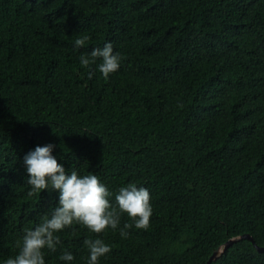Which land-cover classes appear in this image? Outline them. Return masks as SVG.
Here are the masks:
<instances>
[{
  "label": "trees",
  "instance_id": "16d2710c",
  "mask_svg": "<svg viewBox=\"0 0 264 264\" xmlns=\"http://www.w3.org/2000/svg\"><path fill=\"white\" fill-rule=\"evenodd\" d=\"M108 41L122 63L104 78L79 55ZM47 143L113 192L149 189L150 227L102 234L101 264H208L243 235L263 248L264 0H0V259L55 207V192L28 195L23 166ZM86 238L61 234L72 264ZM211 264L264 251L241 239Z\"/></svg>",
  "mask_w": 264,
  "mask_h": 264
},
{
  "label": "clouds",
  "instance_id": "9594fccd",
  "mask_svg": "<svg viewBox=\"0 0 264 264\" xmlns=\"http://www.w3.org/2000/svg\"><path fill=\"white\" fill-rule=\"evenodd\" d=\"M88 39L86 35L76 38L73 50L83 48ZM79 62L83 67L95 64L100 74L108 78L118 72L122 57L108 41L103 47L81 52ZM54 149L52 143L37 145L23 156V166L30 186L28 195L55 192V207L50 214L41 215L34 226L23 229L15 255L0 259V264H49L47 257L58 249L60 253L56 259L62 264H72L75 256L62 249L61 234L74 225L95 234V238L83 241L88 253L86 264H101V258L106 259L112 250L101 238L102 234L118 232L126 239L133 226L145 231L150 227L153 207L147 187L128 183L113 192L92 172L82 174L75 168L66 169L53 155ZM125 214L131 223L124 222L121 226V217Z\"/></svg>",
  "mask_w": 264,
  "mask_h": 264
},
{
  "label": "water",
  "instance_id": "95a60500",
  "mask_svg": "<svg viewBox=\"0 0 264 264\" xmlns=\"http://www.w3.org/2000/svg\"><path fill=\"white\" fill-rule=\"evenodd\" d=\"M241 239H249V240H251V241L255 244V246L257 247V249H258L260 252L264 251V247L261 248V247L257 246L256 243L254 242V239H253L251 236H249V235H243L242 237L231 239L230 241H228V242L225 244L224 248L217 250V251L214 253V255L211 257V259H210V261H209L208 264H211L213 261H215V260H217L219 257H221V255H222V254H223V253H224V252H225L230 246H232L235 242H237V241H239V240H241Z\"/></svg>",
  "mask_w": 264,
  "mask_h": 264
}]
</instances>
